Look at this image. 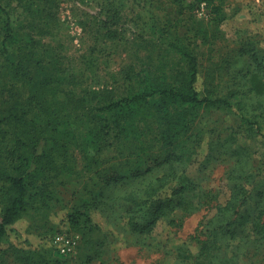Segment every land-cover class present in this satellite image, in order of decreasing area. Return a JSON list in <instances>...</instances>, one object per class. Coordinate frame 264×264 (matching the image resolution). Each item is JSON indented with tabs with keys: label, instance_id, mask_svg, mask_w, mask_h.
Instances as JSON below:
<instances>
[{
	"label": "trees",
	"instance_id": "16d2710c",
	"mask_svg": "<svg viewBox=\"0 0 264 264\" xmlns=\"http://www.w3.org/2000/svg\"><path fill=\"white\" fill-rule=\"evenodd\" d=\"M10 1L0 0V243L32 205L48 207L52 186L56 180L62 182L58 171L79 170L71 164L74 151L80 154L83 171L97 172L101 153L117 141L124 170L118 168L107 177L114 184L141 174L147 155L154 156L156 162L161 157L167 164L161 175L120 196L121 207L123 202L127 204L123 210L129 230L139 234L173 207L187 208L181 195L190 190V183L176 166L191 157L189 139L201 109L234 108L252 137H264L263 57L238 48L236 52L245 57V63L249 60V67L242 71L240 60V69L235 71L233 49L230 55L210 62L198 87L202 63L197 53L188 44L173 41L169 44L179 65L173 74L166 73L162 58L157 62V56L154 60L148 56L143 63L131 60L119 68L117 91L113 86L89 89L81 86L78 73L58 67L60 55L48 53L49 46L41 39L52 34L51 5L56 0L23 3L24 11L33 19L26 26L16 25ZM200 1L209 8L214 24L225 18L223 0ZM107 16L115 17L106 15L102 35L115 39L117 30ZM197 27L200 43L210 46L222 40L216 29ZM243 150L239 145L231 150L239 158L238 166L228 172V198L206 221L208 238L203 242L232 237L249 223L264 243V210L252 217L246 207L255 180L240 162L245 161L239 157ZM67 218L69 227L80 231L85 244L93 241L91 231L97 225L86 211L73 210ZM40 252L31 258L11 245L0 246V264L8 255L25 264H69L70 258L57 250L51 257ZM92 254L89 251V256ZM86 261L89 264L92 259Z\"/></svg>",
	"mask_w": 264,
	"mask_h": 264
},
{
	"label": "rangeland",
	"instance_id": "374dc122",
	"mask_svg": "<svg viewBox=\"0 0 264 264\" xmlns=\"http://www.w3.org/2000/svg\"><path fill=\"white\" fill-rule=\"evenodd\" d=\"M27 1H10L16 25L26 26L33 20L22 6ZM51 9L54 28L51 27V35L41 39L48 44V53L60 55L58 67L78 73L81 86L89 89L113 86L117 91L119 68L131 60L143 63L148 56L152 60L157 56V62L162 58L166 73L173 74L179 68L176 52L169 44L173 41L188 44L197 53L202 63L198 87L210 62L230 55L233 49L235 71L240 69V60L242 71L249 67V60L245 63V57L236 52L238 48L264 58V0H223L225 18L215 24L209 8L200 0H56ZM111 14L115 17H107L117 30L115 39L104 37L101 29L104 18ZM199 24L202 30L214 28L221 33L222 40L210 45L212 50L208 44L200 43L201 37L195 34ZM42 55L49 59L45 52ZM117 143L113 140L101 153L97 172L83 171L80 154L74 151L71 164L79 170L58 171L62 182L56 180L52 186L48 207L32 205L11 226L0 246L11 245L31 258L40 251L51 257L56 253L52 243L56 233L81 235L67 222L70 212L81 210L97 225L91 231L94 245L85 244L79 236L81 241L78 240L75 252L67 255L69 264H83L75 259L87 264L88 258L93 261L89 264H264V243L249 223L232 237L203 242L208 238L206 221L228 198L227 175L238 166L239 159L231 150L238 145L244 148L239 157L245 161L240 162L255 180L246 207L252 217L264 210V137H252L234 108L198 112L189 139L191 157L176 166L190 183V190L181 195L187 208L173 207L148 231L139 234L129 230L123 210L127 204L123 202L121 207L120 196L161 175L167 164L161 157L156 162L154 156L147 155L142 164L146 169L142 168L141 174L114 184L107 177L118 168L120 172L124 170ZM1 201L0 198V208ZM3 264L25 263L8 255Z\"/></svg>",
	"mask_w": 264,
	"mask_h": 264
},
{
	"label": "built area",
	"instance_id": "2783aa9c",
	"mask_svg": "<svg viewBox=\"0 0 264 264\" xmlns=\"http://www.w3.org/2000/svg\"><path fill=\"white\" fill-rule=\"evenodd\" d=\"M79 240L78 234L68 235L66 233H56L52 237V243L58 253L67 256L75 252V246Z\"/></svg>",
	"mask_w": 264,
	"mask_h": 264
},
{
	"label": "crops",
	"instance_id": "0c3cea01",
	"mask_svg": "<svg viewBox=\"0 0 264 264\" xmlns=\"http://www.w3.org/2000/svg\"><path fill=\"white\" fill-rule=\"evenodd\" d=\"M91 262V261H90ZM93 262V261H92Z\"/></svg>",
	"mask_w": 264,
	"mask_h": 264
}]
</instances>
